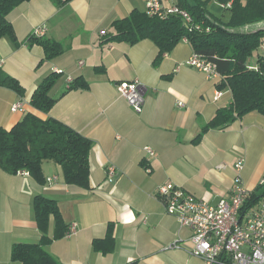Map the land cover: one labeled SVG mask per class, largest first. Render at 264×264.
<instances>
[{
    "label": "crops",
    "instance_id": "obj_1",
    "mask_svg": "<svg viewBox=\"0 0 264 264\" xmlns=\"http://www.w3.org/2000/svg\"><path fill=\"white\" fill-rule=\"evenodd\" d=\"M134 9L143 10L141 0H71L62 7L50 0H30L8 14L15 42L0 38V70L24 92L20 96L0 87V128L9 130L30 113L61 121L91 140L92 189L66 185L52 161L42 163V184L0 170V264H19L10 259L14 244L39 241L32 209L37 195L54 200L63 222L76 226L73 236L46 247L62 264H202L189 254L191 230L165 213L156 189L171 183L216 204L233 187L238 159L244 163V188L252 192L264 180L260 114L252 112L223 129H210L193 142L216 111L229 106L231 94L224 90L214 99L215 80L186 65L192 55L188 43L179 42L154 65L157 48L149 40L134 45L105 42L100 32L111 34L112 23ZM40 27L45 28L42 37L59 43L63 52L39 65L43 48L28 39ZM56 71L60 78L50 96L57 101L48 113H40L30 105L32 93ZM76 78L87 88L68 90ZM135 78L145 88L140 114L116 90L117 83ZM19 101L24 112L13 113L11 107ZM145 148L155 155L150 157ZM109 168L114 169L110 180ZM108 229L113 250L93 251V240L104 239ZM52 233L51 221L48 235ZM176 242L178 249H168Z\"/></svg>",
    "mask_w": 264,
    "mask_h": 264
},
{
    "label": "trees",
    "instance_id": "obj_2",
    "mask_svg": "<svg viewBox=\"0 0 264 264\" xmlns=\"http://www.w3.org/2000/svg\"><path fill=\"white\" fill-rule=\"evenodd\" d=\"M28 1L0 0V38L7 37L15 42L7 16L14 8ZM70 1L50 0L56 7H62ZM215 1L227 13L225 20L208 13L207 1L176 0L179 7L190 15L192 25L199 26L198 30L195 27L190 29V24L186 25L175 15L158 19L148 17L144 10L134 9L126 18L112 23L111 34L104 32L105 42L134 45L143 40L151 41L157 48L154 65L159 64L163 56L185 38L192 54L215 67V88L219 92L229 91L231 102L228 107L216 111L213 119L194 139V143H198L201 135L208 130L223 129L249 113L255 112L264 117V28L248 30L249 25L264 22V0ZM28 43L43 48L44 58L39 65L63 52L59 43L43 37L31 35ZM252 62L256 70L251 68ZM96 71L103 72V69ZM59 78L60 73L53 72L37 85L30 100L34 110L40 113L50 111L57 101L50 96V90ZM87 86L82 78H76L68 85V90L86 89ZM0 87L10 89L20 96L24 92L18 81L2 70ZM91 147V140L61 121L50 117L43 120L27 113L11 129L0 128V170L9 175L26 171L36 183L42 184V163L52 161L60 167L66 185L91 190ZM247 198V207L264 198V183L250 192ZM32 209L40 239L37 243L14 244L10 253L11 261L19 264H62L47 252L46 247L64 238L69 225L63 222L57 203L52 199L37 195L33 199ZM51 221L53 233L49 236ZM113 248L110 229L104 239L92 242L95 252L107 254Z\"/></svg>",
    "mask_w": 264,
    "mask_h": 264
},
{
    "label": "built area",
    "instance_id": "obj_3",
    "mask_svg": "<svg viewBox=\"0 0 264 264\" xmlns=\"http://www.w3.org/2000/svg\"><path fill=\"white\" fill-rule=\"evenodd\" d=\"M141 2L148 17L165 19L175 15L186 25L190 24V29L195 27L188 12L180 8L176 0ZM195 29L198 30L199 26ZM44 32L45 28L40 27L33 35L42 37ZM104 34V31L100 32V35ZM182 41L187 43L185 38ZM186 65L202 72L207 79L217 78L215 67L200 60L195 54L186 61ZM251 68L256 70L255 64ZM116 90L136 114L142 112L145 88L138 79L119 82ZM220 96L221 92L217 91L214 99ZM177 105L182 107L183 103L178 102ZM23 109L22 101L11 107L13 113H23ZM145 151L150 157L155 155L150 148H145ZM243 167V161L238 159L234 164L236 177L233 187L228 196L216 204L197 199L171 183L156 189L155 197L162 203L165 213L175 217L181 228L191 230L189 254L199 258L202 264H264V200L246 206L250 192L241 184L240 172ZM113 174L114 169L109 168L107 179L110 180ZM16 175L29 176L26 171H18ZM263 183L264 180L260 184ZM76 230L75 224H70L65 237L73 236ZM172 248H179L177 242L168 246V249Z\"/></svg>",
    "mask_w": 264,
    "mask_h": 264
},
{
    "label": "rangeland",
    "instance_id": "obj_4",
    "mask_svg": "<svg viewBox=\"0 0 264 264\" xmlns=\"http://www.w3.org/2000/svg\"><path fill=\"white\" fill-rule=\"evenodd\" d=\"M206 1H207L206 9L208 13H210L216 18H222L225 20L227 13L223 12L222 5L215 0H206ZM223 14L224 16L222 17ZM262 28H264V22H259L256 24L249 25L248 30L252 31L254 29H262Z\"/></svg>",
    "mask_w": 264,
    "mask_h": 264
}]
</instances>
